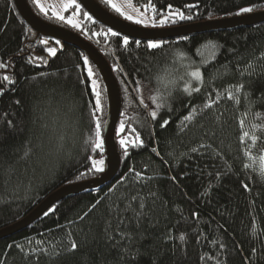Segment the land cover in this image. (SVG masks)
<instances>
[{
    "label": "trees",
    "instance_id": "16d2710c",
    "mask_svg": "<svg viewBox=\"0 0 264 264\" xmlns=\"http://www.w3.org/2000/svg\"><path fill=\"white\" fill-rule=\"evenodd\" d=\"M27 1L39 17L80 34L110 63L122 100L120 167L101 189L55 203L47 215L1 239L0 264H264V180L258 174L264 156V22L163 40L161 48L150 49L148 41L129 38L124 45V36L105 35L108 28L81 7L75 30ZM134 1L154 5L156 12H147L156 23L177 9L192 17L175 16L162 27L264 9V0ZM56 41L37 36L13 0H0V63L7 65L0 68V229L59 187L101 173L89 171L92 159L104 161V144L93 151L89 141L95 138L92 79L101 90V131L106 116L101 78L79 49ZM196 68L202 83L187 75ZM161 78L177 82L173 97ZM184 83L201 90L187 95L180 90ZM239 84L244 88L236 103L228 92ZM157 90L165 107L153 119L148 96ZM141 95L150 110L140 104ZM189 113L193 119L185 120ZM121 121L125 131L117 135ZM133 128L143 144H129L125 155L119 141L134 139ZM243 131L250 136L241 142Z\"/></svg>",
    "mask_w": 264,
    "mask_h": 264
},
{
    "label": "water",
    "instance_id": "95a60500",
    "mask_svg": "<svg viewBox=\"0 0 264 264\" xmlns=\"http://www.w3.org/2000/svg\"><path fill=\"white\" fill-rule=\"evenodd\" d=\"M80 7L95 21L111 28L112 31L130 39L143 41H163L185 37L196 33L219 30H232L249 27L264 22V9L239 15L179 24L173 26L144 28L129 23L104 8L97 0H76ZM15 8L23 21L37 34L44 38L54 39L79 49L96 68L105 92L106 116L103 124L104 171L99 175L77 182L63 185L44 198L33 210L20 220L0 229V240L12 236L36 221L50 207L61 200L101 189L111 182L120 167V156L116 144V129L119 122L122 100L119 86L112 67L104 55L80 34L39 17L27 0H13Z\"/></svg>",
    "mask_w": 264,
    "mask_h": 264
},
{
    "label": "snow or ice",
    "instance_id": "6c2138e0",
    "mask_svg": "<svg viewBox=\"0 0 264 264\" xmlns=\"http://www.w3.org/2000/svg\"><path fill=\"white\" fill-rule=\"evenodd\" d=\"M34 2L37 3V5L41 8L42 12L47 13V9H45L43 7V5L39 3V0H34ZM107 2L110 3L111 6L117 12L121 13V15H125L126 19L135 20V23H137V24L146 23L145 19L135 18L132 15L123 13L121 11V9L116 4L112 3V0H107ZM73 5H75V11L73 13L75 15L77 12L80 11V5L76 3V0H69V2L64 5V10L67 11V9L68 8H72ZM168 7H169V9H171L172 6L169 5ZM148 8H152L153 12L154 13L156 12V9H155L154 5H152L150 2L144 6V12H139V9H137V11L139 12V15L141 17H143L145 15V12H147ZM252 10L253 9L251 7H245V8H241L239 10V12L240 13H248V12H251ZM54 15L60 20H64L65 19L64 15H62L59 12H54ZM84 15L88 19H91V17L88 16L87 13H84ZM175 16H178L180 20H191L192 19L191 16H185L183 14V12H181V11H179L177 9L175 12L169 11L168 15L163 16L159 20V23L160 24H165V23H167L169 21L170 18L175 17ZM67 22L69 24H71L73 27H79L78 22L74 21L71 18H69ZM173 22H175V21L173 20ZM152 23L153 24L156 23L155 19L152 20ZM108 33H111L113 36H119L120 35L117 32H113L111 28H109L107 30V32L104 33V34L107 35ZM41 43L47 44L48 42L47 41H41ZM56 43L59 44L60 41H56ZM128 43H129V38L127 36H124L123 44L124 45H128ZM135 43L137 45H139L141 42L140 41H135ZM163 44H164L163 41L149 40L147 42V47L150 48V49H159V48H161L163 46ZM47 51L51 55H55L56 54V50L54 48H48ZM180 55L182 57L183 53H181ZM40 59H42V58H40ZM83 63L85 65L89 64V58L87 56L83 57ZM5 67H7L6 64L0 63V68H5ZM87 75H88V77H93L94 76V71H93V69L90 66L87 68ZM187 75L189 77L193 78L194 80H196L199 83L203 82L202 73H201L199 68H196L194 70L189 71L187 73ZM3 79L7 81V80H9V77L7 75H5L3 77ZM161 83L163 84V87L167 91L168 97H173L174 96V90L176 88V83L177 82L174 81V80H165L164 78H161ZM232 87L235 88V93H233L230 90L228 92V98L235 100L236 103H239L238 94L241 93V91L244 88V85L243 84H239V85H235V86H232ZM91 89H92V92L95 95V102H94L93 111H92V116H93V118L95 120V129H94L95 138L93 139L92 137H89V141H91V143H92V150L93 151H95L96 149H100L102 151L103 150L104 140H103L102 131H101V120L96 115V113L97 112H102L103 107H102L101 90L99 89L98 83H97V81L95 79L91 80ZM180 90L182 92H184L185 94H187V95H191L193 92H199L201 89L198 88V87H193L190 83H184L183 87ZM147 91L151 92L152 90L148 89ZM244 95H245V98H247V96L250 95V94L249 93H245ZM148 99L151 100L152 104H155V109L150 110V105L145 103L143 95H141V98H140L139 102H140V104H142L144 106V108L146 110H150L149 111L150 116L153 119H155L157 117V114H158L157 110L162 109V108L165 107L164 94L159 92V90H157V93L155 95H149ZM217 99H219V96L217 97ZM213 103H214V101H211L210 103L205 104L204 107L205 108L211 107L213 105ZM192 112L193 113L195 112V108L192 109ZM184 119L185 120H192L193 119L192 113H189V115L185 116ZM167 123H168V121L165 120L164 124H167ZM239 123H240L241 128L243 129V127H244V119H241ZM9 124H11V121H9ZM255 127H257V126L253 125V128H255ZM124 131H125V122L121 121L119 129L117 130V135H119L120 133H122ZM132 133L135 134V138L134 139H130L129 136H122L120 141H119L120 145L125 149V155H127V148H128L129 144H132L134 146L143 144V140L140 138V134L135 128L132 129ZM249 136H250V133L248 131H243L242 135L240 136V141L244 142L245 139L248 138ZM250 139L253 142V144H255V142H257V140H258V137L253 134V135H251ZM153 151H156V150L153 149ZM192 151H196V149H192ZM25 155L27 156L28 152H26ZM247 155L249 156V158H251V154L250 153H247ZM89 159H91V157H89ZM103 165H104V161L102 159L101 160L92 159V167L89 169V171L91 172V171L94 170L95 172H103L104 171ZM245 167L247 168V167H249V165H245ZM130 171H132V170L130 169ZM258 174H259V177L262 180H264V156H260L259 157V173ZM136 175L139 176L140 173H136ZM173 179H175V178L173 177ZM113 187H115V186H113ZM244 187L247 188L248 186L245 184ZM110 191H111V189H110ZM97 203H99V201H97ZM93 207H95V205H93ZM45 214L47 215V213H45ZM85 215H87V213ZM180 239L181 240L185 239L184 235H181ZM9 247H11V245ZM17 247H19V245H17ZM221 247H223V245H221ZM76 248H77L76 242L72 241L71 242V250H74Z\"/></svg>",
    "mask_w": 264,
    "mask_h": 264
},
{
    "label": "rangeland",
    "instance_id": "374dc122",
    "mask_svg": "<svg viewBox=\"0 0 264 264\" xmlns=\"http://www.w3.org/2000/svg\"><path fill=\"white\" fill-rule=\"evenodd\" d=\"M103 3V5L111 11L116 16L122 18L123 20L132 23L137 26H141L144 28H156V27H162V24L160 23H152V15L149 12H145V15L141 17L139 15V12H144V7H141L135 3L134 0H112V3L116 4L123 13L132 15L135 18H142L146 20V23L144 24H137L135 23V20H128L126 19L125 15H121V13L117 12L110 3L107 2V0H98ZM69 0H39V3L43 5L45 9H47V13L42 12L41 8L37 5V3L32 0V3L35 7V10L39 12L42 15L55 17L57 20L62 21L64 24L68 25L72 29H78L77 27H73L71 24H69L67 21L69 18L73 19L74 21L78 22V16L77 13L74 15V11H69L70 8L67 9V11L64 10V5L68 3ZM139 9V12L137 11ZM54 12H59L62 15H64L65 19L60 20L55 15ZM104 168V167H103Z\"/></svg>",
    "mask_w": 264,
    "mask_h": 264
}]
</instances>
